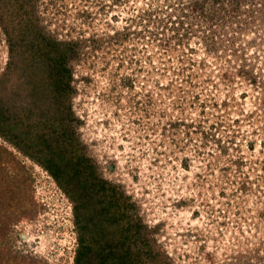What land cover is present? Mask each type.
I'll return each instance as SVG.
<instances>
[{
    "label": "rangeland",
    "instance_id": "374dc122",
    "mask_svg": "<svg viewBox=\"0 0 264 264\" xmlns=\"http://www.w3.org/2000/svg\"><path fill=\"white\" fill-rule=\"evenodd\" d=\"M60 90L140 216L134 260L264 264V0H0V111L48 117ZM11 196L31 216L0 214V264H73L70 200L0 137Z\"/></svg>",
    "mask_w": 264,
    "mask_h": 264
},
{
    "label": "trees",
    "instance_id": "16d2710c",
    "mask_svg": "<svg viewBox=\"0 0 264 264\" xmlns=\"http://www.w3.org/2000/svg\"><path fill=\"white\" fill-rule=\"evenodd\" d=\"M51 79L56 87L53 82L56 77ZM56 92L58 95L52 96L56 109L48 107V117L37 112L35 105L20 117L0 111V137L43 168L70 200L76 229L73 264H139L140 261L133 259L131 248L135 243L133 235L141 233L143 228L140 216L131 215L130 198L118 185L98 175L94 164L82 153L76 136L71 135L72 113L60 108L63 105L61 90ZM50 115L56 117L60 127ZM20 203L21 200L11 196L0 212L5 229L8 222L3 219L7 210L12 211L9 218L15 217L14 222L31 216L30 208Z\"/></svg>",
    "mask_w": 264,
    "mask_h": 264
}]
</instances>
